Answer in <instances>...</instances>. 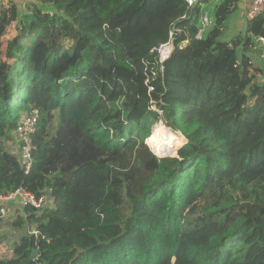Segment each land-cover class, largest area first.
Here are the masks:
<instances>
[{
    "label": "trees",
    "instance_id": "1",
    "mask_svg": "<svg viewBox=\"0 0 264 264\" xmlns=\"http://www.w3.org/2000/svg\"><path fill=\"white\" fill-rule=\"evenodd\" d=\"M208 2L0 6V194L53 198L16 205L11 225L25 232L0 264H264V70L249 55L264 14L226 40L240 0H221L195 40ZM31 110L26 173L8 146ZM159 121L186 140L174 157L148 148Z\"/></svg>",
    "mask_w": 264,
    "mask_h": 264
},
{
    "label": "built area",
    "instance_id": "2",
    "mask_svg": "<svg viewBox=\"0 0 264 264\" xmlns=\"http://www.w3.org/2000/svg\"><path fill=\"white\" fill-rule=\"evenodd\" d=\"M8 1H12L17 4L19 8L23 7L28 0H0V6L6 4ZM200 0H185L187 9L194 7ZM221 0H209L207 4H204L201 9V13L198 18L197 32L195 33L194 39L201 40L207 30H209L214 20L212 15L210 16L207 7L216 6ZM214 6V7H215ZM240 6L245 21H251L261 14H264V0H240L238 3ZM213 7V9H214ZM185 15L182 17L184 18ZM175 32L170 30L168 34V40L165 43L159 45L156 49L157 58L159 63H163L169 58L174 49ZM256 41L264 44V37L256 38ZM188 43V40H184L180 43L179 47H184ZM162 70V69H161ZM151 90V88H149ZM161 114V112H159ZM38 119V111L31 110L29 113L21 114L19 122L13 137L15 140V147L18 148L20 154V161L25 167L27 173L31 167V153L32 144L31 136L36 131V124ZM18 204L20 208L31 207L35 210H41L46 207L52 206L53 198L48 193H43L36 196L23 188L15 189L7 194H0V218L10 216L14 211V204ZM27 234L36 237L38 235L37 230L34 227L27 228Z\"/></svg>",
    "mask_w": 264,
    "mask_h": 264
},
{
    "label": "rangeland",
    "instance_id": "3",
    "mask_svg": "<svg viewBox=\"0 0 264 264\" xmlns=\"http://www.w3.org/2000/svg\"><path fill=\"white\" fill-rule=\"evenodd\" d=\"M28 2H29V0L26 2V4ZM24 6L20 8L21 11L19 10V15H21L23 13V11L25 9ZM236 9L241 10L238 7ZM207 10H208L210 16L214 13V10L212 8H210V6L207 7ZM242 14H243L242 10H241V12L236 10L231 15H229V17L226 21L227 25H226V28H225L224 33H223L224 39L230 40L232 37H235L238 34H240V35L244 34L246 22H245L244 17L242 16ZM14 34H15V27L13 25L8 29V33H7L6 38L13 37ZM249 55H250L252 67L253 68H259L263 71L264 70V44L255 41L252 50L249 52ZM260 78L261 77L258 76L259 81L261 80ZM159 125L163 126L166 129H170L175 134H180L179 132H175L171 128L167 127V125L164 121H159L158 123L154 124L152 126V129H151V138H150L151 144L149 147L147 145V147L150 149L152 148V144L154 145V143H153L154 141L152 139L154 129L156 126H159ZM8 149L11 152L15 151L14 140L10 142ZM155 149H156V152H161V150H158L156 146H155ZM177 149L178 148H176L175 151H173L171 156L167 155V153H165V152L164 153L168 157H172L175 155ZM151 151H152V149H151ZM14 217L15 216L11 213L10 216L3 218L2 222L0 223V259L11 257V255H12L11 247H12L13 242L15 240H17L25 232L23 229H17L11 225V223L13 221L12 219Z\"/></svg>",
    "mask_w": 264,
    "mask_h": 264
},
{
    "label": "bare ground",
    "instance_id": "4",
    "mask_svg": "<svg viewBox=\"0 0 264 264\" xmlns=\"http://www.w3.org/2000/svg\"><path fill=\"white\" fill-rule=\"evenodd\" d=\"M152 139L157 149L167 153V155H172L176 148H179L186 142L181 134H175L170 129H166L161 125L155 127Z\"/></svg>",
    "mask_w": 264,
    "mask_h": 264
},
{
    "label": "crops",
    "instance_id": "5",
    "mask_svg": "<svg viewBox=\"0 0 264 264\" xmlns=\"http://www.w3.org/2000/svg\"><path fill=\"white\" fill-rule=\"evenodd\" d=\"M215 5L213 4L212 6H210V8H212L213 9V7H214ZM238 8H240V6H237ZM241 9V8H240ZM237 11H240L241 12V10H238V9H236ZM243 13V12H242ZM242 16H243V14H242ZM256 41V40H255ZM16 205H18V204H14L13 205V207L15 208L16 207Z\"/></svg>",
    "mask_w": 264,
    "mask_h": 264
},
{
    "label": "water",
    "instance_id": "6",
    "mask_svg": "<svg viewBox=\"0 0 264 264\" xmlns=\"http://www.w3.org/2000/svg\"><path fill=\"white\" fill-rule=\"evenodd\" d=\"M144 144L147 146V144H146V140H145ZM149 150H150V152H151L153 155L157 156L156 154L153 153V151H151L150 148H149ZM176 155H177V153H176ZM157 157L161 158V157H166V156H157ZM172 157H174V156H172Z\"/></svg>",
    "mask_w": 264,
    "mask_h": 264
}]
</instances>
